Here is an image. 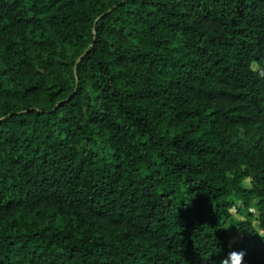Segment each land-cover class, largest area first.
<instances>
[{"label": "trees", "instance_id": "trees-1", "mask_svg": "<svg viewBox=\"0 0 264 264\" xmlns=\"http://www.w3.org/2000/svg\"><path fill=\"white\" fill-rule=\"evenodd\" d=\"M233 250L264 264V0H0V264Z\"/></svg>", "mask_w": 264, "mask_h": 264}, {"label": "clouds", "instance_id": "clouds-1", "mask_svg": "<svg viewBox=\"0 0 264 264\" xmlns=\"http://www.w3.org/2000/svg\"><path fill=\"white\" fill-rule=\"evenodd\" d=\"M245 253L243 250H233L226 254L221 260V264H243V257Z\"/></svg>", "mask_w": 264, "mask_h": 264}, {"label": "rangeland", "instance_id": "rangeland-1", "mask_svg": "<svg viewBox=\"0 0 264 264\" xmlns=\"http://www.w3.org/2000/svg\"><path fill=\"white\" fill-rule=\"evenodd\" d=\"M239 206V210L238 211H241L243 212V209L241 208L240 204H238ZM237 207L236 209L235 208H231V212L234 214V215H237ZM248 210L254 212V200H251V205L248 207ZM238 238V232L235 230V229H229V232H228V244H231V243H234Z\"/></svg>", "mask_w": 264, "mask_h": 264}]
</instances>
